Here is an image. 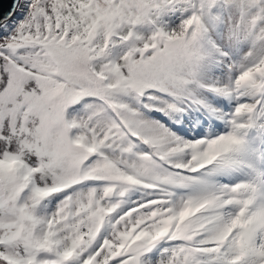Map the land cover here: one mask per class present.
Listing matches in <instances>:
<instances>
[{
	"label": "snow or ice",
	"instance_id": "snow-or-ice-1",
	"mask_svg": "<svg viewBox=\"0 0 264 264\" xmlns=\"http://www.w3.org/2000/svg\"><path fill=\"white\" fill-rule=\"evenodd\" d=\"M0 264H264V0H12Z\"/></svg>",
	"mask_w": 264,
	"mask_h": 264
},
{
	"label": "rangeland",
	"instance_id": "rangeland-1",
	"mask_svg": "<svg viewBox=\"0 0 264 264\" xmlns=\"http://www.w3.org/2000/svg\"><path fill=\"white\" fill-rule=\"evenodd\" d=\"M179 127L182 130L181 134L186 135V137H189V138L194 137L196 133L200 131L199 127H196L195 125H191V124L187 126L180 125Z\"/></svg>",
	"mask_w": 264,
	"mask_h": 264
},
{
	"label": "water",
	"instance_id": "water-1",
	"mask_svg": "<svg viewBox=\"0 0 264 264\" xmlns=\"http://www.w3.org/2000/svg\"><path fill=\"white\" fill-rule=\"evenodd\" d=\"M12 6V0H0V13H7Z\"/></svg>",
	"mask_w": 264,
	"mask_h": 264
}]
</instances>
